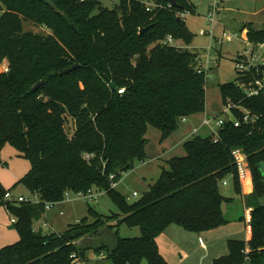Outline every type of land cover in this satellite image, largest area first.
<instances>
[{"label":"trees","instance_id":"trees-1","mask_svg":"<svg viewBox=\"0 0 264 264\" xmlns=\"http://www.w3.org/2000/svg\"><path fill=\"white\" fill-rule=\"evenodd\" d=\"M52 1L57 11L39 0H0V64L7 61L9 67L0 73V153L8 144L30 164L10 188L0 184V205L15 218L12 227L19 236L0 248V264H76L72 254L84 260L90 247L76 241L98 234L112 220L108 226L138 227L140 234L115 233L114 245L94 247L97 254L103 251L112 264H168L156 243L167 226L200 233L229 222L222 204L231 198L222 195L219 184L232 177L240 192L234 149L246 156L252 174L250 234L245 241L228 240V253L213 264H261L264 206L258 199L264 175L257 166L264 162V87L248 95L239 84L261 74L236 70L234 82L220 84L232 119H224L215 137L185 141V155L169 159L149 189L128 203L111 182L145 158L148 125L165 137L180 118L205 110L206 73L197 72L198 53L163 43L167 35L190 43L193 34L180 13L193 14L195 8L190 0H176L177 7L165 0H119L111 9L100 0ZM147 1L156 6L148 8ZM24 21L49 33L26 31ZM244 29L247 42L264 43V27L246 22L240 32ZM72 64L78 67L59 74ZM245 111L251 120L244 121ZM85 153L93 157L86 160ZM17 185L40 202L4 199ZM89 188L103 190L120 212L104 217L88 208L91 222L83 217L58 234L32 230L44 202H61L66 192Z\"/></svg>","mask_w":264,"mask_h":264},{"label":"rangeland","instance_id":"rangeland-1","mask_svg":"<svg viewBox=\"0 0 264 264\" xmlns=\"http://www.w3.org/2000/svg\"><path fill=\"white\" fill-rule=\"evenodd\" d=\"M118 1L119 0H100V6L111 9L118 4ZM190 2L193 4L195 12L185 16V23L189 31L193 34V37L189 44H185L180 40L173 41V44L186 47L198 53V63L206 68V111L209 114L208 116L205 115L210 117L212 122L210 128L205 126V128L209 129H203L198 135L202 137H215L218 130V127L214 124L215 121L218 119H232L230 111H226L222 103L219 85L234 82L236 80L238 74L235 69L234 60L237 58V55L250 49L249 44L246 43L241 36V32L237 29V25H239L241 21L256 19L254 23L256 27H259L261 21L264 20V0H190ZM214 6L217 7L216 22L211 23L208 19V15ZM255 10L260 11L256 16H252L248 13ZM2 11L3 7L0 4V14ZM94 11L96 12L97 9ZM23 28L26 31L43 35L49 33V30L43 25L30 21H24ZM201 30L205 33L200 34ZM227 37H231L232 39L228 40ZM257 52L258 56L262 58L264 49L258 48ZM7 65V61L0 64V73L6 72L5 67ZM178 127L179 124L177 123V127L167 136L163 137L158 127L148 125L145 133V158L135 161L134 167L131 170L123 172L114 186V189L118 191L128 203H133L148 190L149 185L153 184L159 177L162 168H168L167 161L169 159L185 155L183 148V143L185 141L181 142V135L179 131H177ZM16 154L17 151L12 146L7 144L3 147L1 160L5 161L6 164H0V177L2 178L0 180H2V186L5 189H7L6 185L8 182L3 180V176L8 177L12 171L27 172L30 166L27 159L18 157ZM262 163V174L264 175V162ZM247 172H249L248 175L251 176L252 180V174L248 163ZM248 175L246 174L244 177L248 179ZM238 178L240 183L242 180L239 174ZM240 185L241 184H239V187H241ZM15 187L13 189H15ZM219 190L225 196H233L234 194L231 185H223L220 183ZM263 197L264 193L259 197V201ZM225 205L224 203L222 208L224 213L228 215L225 211ZM58 208L64 210L65 214L63 216H59L56 210H51L47 217L48 221L53 223V232L56 233L63 232L66 230L69 223H75L78 219L80 220L83 217H87L89 222H91L93 218L88 213V208H92L99 215L104 217L120 212V208L105 192L100 193L95 201L88 203L78 199L76 194L70 192L66 195L64 201L57 202L56 209ZM9 215L10 218L13 217L10 213ZM112 224H114V220L107 221L100 227L98 234L84 236L82 240L80 238L81 241L78 240L80 242L78 244L90 246L86 251V256H89V258H85L84 260L78 258L79 261L73 262L76 264H112L107 258H96L94 247L100 246L101 244L112 246L115 242V233L120 237L128 238L137 237L140 234L138 227H128L125 224H118L115 227L108 226ZM202 232H200V236L203 238L204 233ZM141 264H147V262L142 261Z\"/></svg>","mask_w":264,"mask_h":264},{"label":"crops","instance_id":"crops-1","mask_svg":"<svg viewBox=\"0 0 264 264\" xmlns=\"http://www.w3.org/2000/svg\"><path fill=\"white\" fill-rule=\"evenodd\" d=\"M259 12L260 11L255 10V11H250L248 13H250L252 16H256L257 14H259ZM255 21L256 19H251L249 21H243V22L241 21L239 22V25H237L238 26L237 29L240 31V27L242 26V24L246 22H251L253 26L256 27L254 23ZM260 26L259 27L257 26V28L264 27V20L261 21ZM241 36L246 41V29L241 31ZM198 65L201 64L198 63ZM206 107L207 105L205 103V110L203 112L191 116H187L185 117V120H182L181 118L178 120L179 127L177 131H179L181 135L180 137L181 142L187 141L191 139L193 136L200 134V132H202L203 129L210 128L209 126H208L209 128H205L206 125L202 124V120L205 117H207L209 114L206 111ZM193 130H196L194 134H193ZM16 156L21 157L19 156L18 152ZM2 163L4 165L6 164L5 161H2ZM25 173L26 171L25 172L12 171L8 177L3 176V180L8 182L6 185L7 189L10 188V186H12L15 182H17ZM246 174L248 175L249 172H247ZM248 177H249L248 179H246V177H243V179H241L242 181H240L241 184L240 192H237L235 190L232 177H226L225 183L224 182L221 183L223 185H231L234 193L233 196L224 195L225 197L231 198V201L225 202L226 204L225 211L228 215L224 213L222 208L224 216L229 220L228 223L211 230L203 231L202 232L204 233L203 238L200 236V233L185 230L182 227L175 224H170L164 229L162 233H160L157 236L156 243L158 250L168 264H213L214 259L224 256L228 253V249H227L228 240L230 239H236L241 241L247 240L250 234L249 220H250L251 206H250L249 196L253 191V183L251 180V176L248 175ZM0 179L2 178L0 177ZM2 183H3L2 180H0L1 185ZM10 193L12 194L13 197H16L18 195H23V196L29 195L28 191H26V189H24V187L21 185H17L15 189H11ZM65 198L66 196L64 197V199ZM64 199L62 201H64ZM258 202L264 206V197L261 198L260 201L258 199ZM56 204L52 208L44 212L39 219L33 222L34 226H39L42 221H46L49 225V228L43 229L44 233H56L53 232V223L49 222L47 219V217L49 216V212L51 210L52 211L56 210L59 216H63L65 214L63 209L61 208L56 209ZM10 219L11 218L7 208L3 205H0V248L15 243L19 238L16 230L12 227L13 223H11ZM78 221L79 219L76 222ZM70 224L71 223H69L68 225ZM199 237L202 239V244L198 240ZM81 240L79 239V241ZM79 241L77 240L76 243H80ZM101 253H103V251ZM95 257L105 258V255L102 257L96 253ZM86 258H89V256L88 257L86 256ZM261 264H264V256L261 259Z\"/></svg>","mask_w":264,"mask_h":264},{"label":"built area","instance_id":"built-area-1","mask_svg":"<svg viewBox=\"0 0 264 264\" xmlns=\"http://www.w3.org/2000/svg\"><path fill=\"white\" fill-rule=\"evenodd\" d=\"M146 5L148 6V8L150 7H155L156 4L151 1V2H146ZM168 6H171L168 4ZM216 10L217 7H213L212 11L209 12L208 15V19L211 23H215L216 22ZM188 15L187 13H180V16L184 17ZM205 33L204 31H200V34ZM228 40H231V37H227ZM163 43L165 44H172L173 43V39L170 35H167L165 37V40L163 41ZM246 43L249 44L250 49L249 50H245L242 54L239 55V59L235 61V69L239 70V71H249L252 69H255L257 72H259L261 74V76L259 78H256L254 81H251L248 85H246L245 83H239L240 87L244 90V92H246L248 95H254V94H258V92L264 87V55L262 56V58H260L258 56V52L257 49L258 48H263L264 49V43H260L257 44L256 46L250 44L249 42L246 41ZM256 51V52H255ZM4 62V61H3ZM217 63V62H216ZM214 63V64H216ZM9 69L8 65L5 67V71L7 72ZM197 72H205L206 73V68H204L201 65H197ZM207 75V73H206ZM123 88L118 89V93H123ZM226 111H229V106L225 107ZM182 120H185V117L181 118ZM244 121H249L252 119V116L249 114L248 111L244 112V116H243ZM234 125L238 126V122L236 120H234ZM211 122L212 119L209 117H205L202 120V124L206 125V126H211ZM224 123V119H218L215 121V125L219 128L223 125ZM196 132V130H193V134ZM233 155H234V159H235V164L237 166V171L239 174L240 179H242L246 173H247V163H246V159L244 154L242 153L241 150L239 149H234L232 151ZM83 157L88 160L91 157H93V154L91 153H85L83 155ZM109 178H113V175H110ZM223 182L225 183V179L223 180ZM116 183L111 182V187H114ZM103 190H96L93 188H89L86 191H82V192H77L74 193L77 195L78 199L82 200L83 202H93L97 199L98 195L100 193H103ZM69 192H66L65 196L68 195ZM4 199H9V200H14L16 203H20V202H29L32 204L38 203L40 202L39 197L36 194H29L28 196H23V195H18L16 197H13L12 194L10 193V191H7L4 196ZM57 202H53V201H46L43 203L44 205V212H46L47 210H49L50 208H52ZM43 212V213H44ZM11 223L15 222V218L12 217L10 219ZM49 225L46 221H42L41 224L39 226H32V230L34 232H39L41 231L43 232V229H48ZM199 242L202 244V239L199 237ZM247 252V251H246ZM104 252L100 253L99 256H104ZM72 258H74L73 261H78V258L75 254H72ZM247 259V257H246ZM246 264V263H245Z\"/></svg>","mask_w":264,"mask_h":264},{"label":"water","instance_id":"water-1","mask_svg":"<svg viewBox=\"0 0 264 264\" xmlns=\"http://www.w3.org/2000/svg\"><path fill=\"white\" fill-rule=\"evenodd\" d=\"M39 1L45 3L46 5L52 7L54 10L57 11V8H56V6L54 5V3H53L52 0H39ZM165 1H166L169 5H171V6H175V7L179 6V4L176 2V0H165ZM145 29H146V28L141 29V30H140V33H142ZM77 67H78V64H72L70 67L65 68V69H63L62 71H60L59 74H60V75H62V74H66V73H68V72H70V71L76 69ZM42 83H43V80H40L39 82H37V83L33 86L32 89H36V88H37L40 84H42ZM101 168H102V167H100V169H101ZM257 168L262 172V170H263V163L258 164ZM263 184H264V180H263Z\"/></svg>","mask_w":264,"mask_h":264}]
</instances>
